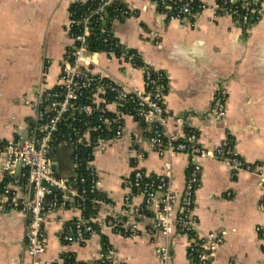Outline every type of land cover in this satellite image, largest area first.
<instances>
[{
  "label": "crops",
  "instance_id": "0c3cea01",
  "mask_svg": "<svg viewBox=\"0 0 264 264\" xmlns=\"http://www.w3.org/2000/svg\"><path fill=\"white\" fill-rule=\"evenodd\" d=\"M203 10L194 25L168 20L149 0H125L135 14L114 20V35L125 45L137 49L148 66L166 72L169 90L165 112L169 116L168 132L183 138L189 126L200 127L199 143L213 149L227 135L235 139V149L247 162L264 160V17L249 32L227 15H217V0H203ZM72 0H0V137L13 138L26 133L27 122L35 110L14 98L35 99L46 88L57 85L61 63L73 44L68 31ZM97 71L111 74L131 85L144 87L143 71L135 77L122 69V61L105 52L94 53ZM47 65L44 74V65ZM228 89L227 115L217 123L212 117L216 88ZM111 111L116 109L110 106ZM182 118L183 120H178ZM127 136L114 142L93 161L102 180L105 199L94 219L96 233L84 242L64 246L59 235L65 226L81 216V210L70 205L49 213L45 226L48 245L41 261L56 263L60 254L73 252L80 261L95 259L103 248V237L125 264H158L156 246L164 241L160 232H147L141 225L136 238L117 235L104 225L105 219L117 213L132 192L130 177L135 168L146 175L165 174L171 164V186L183 193L189 170V157L174 154L162 157L144 138V128L133 117L125 118ZM132 137V138H130ZM57 176L74 175L72 150L58 146L52 153ZM24 168L16 166L14 176ZM7 174L0 170V184ZM230 192V195L228 193ZM21 197L32 190L19 189ZM264 191L259 177L250 172L235 173L223 161L202 162L201 180L196 190L195 212L199 228L208 232L218 228L228 234L213 264H264V241L256 226L264 223L260 202ZM143 202L134 196L133 204ZM30 215L9 211L0 217V264H29L25 233ZM188 237L176 235L170 264H189Z\"/></svg>",
  "mask_w": 264,
  "mask_h": 264
},
{
  "label": "built area",
  "instance_id": "2783aa9c",
  "mask_svg": "<svg viewBox=\"0 0 264 264\" xmlns=\"http://www.w3.org/2000/svg\"><path fill=\"white\" fill-rule=\"evenodd\" d=\"M72 1L75 4L87 0ZM116 1L99 0L98 6L90 14L81 15L79 20L71 12L68 31L73 44L67 48L62 60L57 85L41 90L34 100L27 96L14 98V103L32 107L36 115L28 120L25 136L19 133L9 139L0 137V170L7 174L0 187V217L9 211L30 215L25 233L27 253L31 258L29 264H125L117 258L115 249L108 242L92 260L80 261L73 252L65 250L56 263L41 261L40 256L48 245L45 229L48 215L56 209L72 205L81 210V216L65 226L59 235L64 246L84 242L96 233L94 219L106 201L101 193L102 180L93 161L97 154L106 152L114 142L127 136L125 118L131 116L147 130L146 136H137L136 141H146L162 157L174 154L189 157L188 178L183 193H179L171 186L169 161L165 163L167 172L162 175H146L135 168L130 177L132 192L125 197L124 206L105 219L104 225L127 238L138 237L142 224L148 226L147 232H160L164 241L156 246L158 264H170L176 235L188 237L189 264H213L228 232L223 228L202 232L199 228L195 197L202 162L219 160L227 163L235 173H253L259 177L264 191V160L254 163L244 160L236 151L231 135L216 148L209 149L199 143L200 127L189 126L183 138L168 132L165 101L169 80L166 72L148 66L137 49L119 39L115 43V47L121 49L119 54L102 52L121 60L122 69L129 71L133 78L137 70H142L144 87L95 69L98 65L94 58L96 52L89 49L87 42L91 18L95 13L108 15V6ZM149 3L168 20L191 25L208 8L203 0H149ZM216 8L217 15L230 16L244 32H249L264 17V0H217ZM114 13L116 20L119 16L135 14L128 6L114 8ZM76 24L82 26L78 33L73 32ZM49 63L47 60L44 65V74ZM227 99V87L219 84L212 107V117L217 123L223 122L227 115ZM111 105L116 106L114 111H111ZM58 146L72 150L74 175L69 179L56 174L51 156ZM18 165L24 171L16 177L13 173ZM19 189L32 190V195L21 197ZM135 195L143 197L141 205L133 204ZM260 207L264 209V196ZM256 231L264 241V223L257 225Z\"/></svg>",
  "mask_w": 264,
  "mask_h": 264
},
{
  "label": "trees",
  "instance_id": "16d2710c",
  "mask_svg": "<svg viewBox=\"0 0 264 264\" xmlns=\"http://www.w3.org/2000/svg\"><path fill=\"white\" fill-rule=\"evenodd\" d=\"M99 0H87L86 2H77L71 6L70 11L74 12L73 17L79 20L81 15L90 14L93 9L98 6ZM125 0H117L113 5L108 6L107 14L104 13H95L92 16L90 22L91 34L87 38L88 47L93 52H102V51H114L116 54L121 52L120 48L115 47V43L118 38L114 35L112 30V23L114 20V8L126 7ZM129 15L128 17H130ZM127 17H118L117 20H123ZM82 27V26H81ZM80 24H76L73 28V32H80ZM105 30V32L103 31ZM143 62V61H142ZM144 63V62H143ZM82 155H84V149L81 150ZM2 184H0L1 187ZM88 216L91 215L90 212L87 213ZM106 240L103 237V246L105 247Z\"/></svg>",
  "mask_w": 264,
  "mask_h": 264
},
{
  "label": "water",
  "instance_id": "95a60500",
  "mask_svg": "<svg viewBox=\"0 0 264 264\" xmlns=\"http://www.w3.org/2000/svg\"><path fill=\"white\" fill-rule=\"evenodd\" d=\"M88 53V52H87ZM26 135V133L25 134H23V136H25Z\"/></svg>",
  "mask_w": 264,
  "mask_h": 264
}]
</instances>
